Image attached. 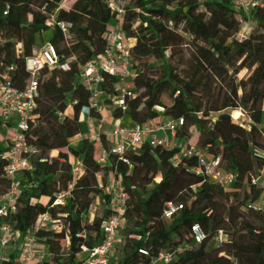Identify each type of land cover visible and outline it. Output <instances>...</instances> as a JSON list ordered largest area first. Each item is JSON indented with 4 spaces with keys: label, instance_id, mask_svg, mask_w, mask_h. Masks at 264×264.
<instances>
[{
    "label": "trees",
    "instance_id": "obj_1",
    "mask_svg": "<svg viewBox=\"0 0 264 264\" xmlns=\"http://www.w3.org/2000/svg\"><path fill=\"white\" fill-rule=\"evenodd\" d=\"M63 1L0 0V74L8 71L13 87L23 91L30 78L27 60L47 44L58 58L38 78L35 119L27 134L36 149L33 168L19 180L16 213L8 224L22 235L32 234L47 248L43 264H78L82 248L100 245L103 224L115 217L104 188L118 171L128 202L121 217V257L113 264H150L159 252L173 255V264H264V214L249 209L262 193L252 182L264 171V157L254 159L251 149H264V0L263 8L250 18L258 26L257 34L242 41L237 35L248 19L231 0H126L122 19V33L135 42L136 97L124 114L116 111L113 117L146 125L157 122L155 108L161 107L164 119L183 120L179 140L212 157L221 156L224 171L241 173L242 181L229 191L196 175L193 161L173 165V152L129 149L123 159L111 157L108 166L100 167L92 144L83 141L73 148L82 133L80 113L87 105L77 88L80 68L104 54L115 18L105 0H70L61 7ZM53 19L71 24L67 35ZM17 47L20 56L12 57ZM107 80L104 91L109 94L115 81ZM240 111L250 121L249 148L234 134L223 141L212 128V116ZM69 154L82 160L85 174L72 187L68 203L54 207L56 196L72 185ZM8 191L0 167V200ZM168 205L183 209L167 220ZM44 215L58 230L37 227ZM193 226L205 236L201 244L194 242ZM219 232L224 238L221 246L216 243ZM17 261L13 253L0 264Z\"/></svg>",
    "mask_w": 264,
    "mask_h": 264
},
{
    "label": "built area",
    "instance_id": "obj_2",
    "mask_svg": "<svg viewBox=\"0 0 264 264\" xmlns=\"http://www.w3.org/2000/svg\"><path fill=\"white\" fill-rule=\"evenodd\" d=\"M69 1L64 0L61 7H65ZM105 3L115 18V22L109 27L106 34L107 48L104 54L80 68L77 88L85 96L87 105L80 113L79 123L82 133L73 148L76 149L83 141L92 144L94 146V161L100 167L108 166L111 157L123 159L129 149L148 148L173 152L175 154L172 160L173 165H177L181 161H193L196 164L193 170L196 175L224 190H232L237 183L242 181L241 173L224 171L221 156L212 157L207 150L179 140L177 132L183 127V120L164 119L163 108H155V112L160 116L157 124H125L123 118H113L109 123L105 119L108 107H112L113 112L120 111L124 114L129 103L136 97L135 70L132 62L135 42L128 39L121 31L127 1L105 0ZM231 3L241 10L248 19L242 32L237 35V39L242 41L250 35L257 34L258 26L250 18L253 12L263 8V0H231ZM9 12L7 9L4 16L7 17ZM52 24L57 25L63 35H67L72 28L71 24L56 23L55 19ZM16 49L20 51L19 47ZM57 61L56 51L49 44L45 45L35 58L27 60L26 71L30 78L23 91L13 87L8 71L0 74V167L2 180L9 185L8 193L0 200V263L7 260L13 253L18 255L17 264H43L48 259V253L41 254L39 252L43 247L37 243L32 234L22 235L9 225L7 220L16 213L20 195L19 180L24 173L30 172L33 168L31 160L36 149L28 142L27 134L30 123L35 119L33 113L38 97V78L45 67H53ZM109 78H112L115 84L107 94L104 89L108 85L107 79ZM262 111L264 113V106ZM97 130L102 134L97 135ZM103 138L112 140L109 147L103 145ZM95 141L100 143L98 148H96ZM251 149L254 159L264 157V149L257 146ZM123 162L126 163V161ZM69 165L72 185L68 191L56 196L54 207H64L68 203L72 187L85 174L82 160L73 154H69ZM252 183L257 185L262 193L259 202L249 206V209L264 214V171ZM196 189L193 188V191L196 192ZM104 194L110 199L108 209L115 217L103 224V239L100 245L93 249L82 248L77 258L78 264H113L114 254L123 245V239L120 237L123 228L121 217L127 210L128 195L118 171L116 177H111L110 182L104 188ZM182 209L181 206L168 205L164 212V218L170 220ZM54 225L55 223L49 215L42 216L37 223V227L44 231L51 230ZM191 234L195 244H201L205 239L199 226H193ZM131 239L139 242L141 237L132 236ZM223 241V234L217 233V245L221 246ZM181 252V250L178 251V253ZM139 253L148 256L146 251H139ZM173 263V255L165 252H159L150 262V264Z\"/></svg>",
    "mask_w": 264,
    "mask_h": 264
},
{
    "label": "rangeland",
    "instance_id": "obj_3",
    "mask_svg": "<svg viewBox=\"0 0 264 264\" xmlns=\"http://www.w3.org/2000/svg\"><path fill=\"white\" fill-rule=\"evenodd\" d=\"M49 35H47L45 37V39H49ZM233 37V35H232ZM18 49H15L11 52V56L12 57H19L20 56V51L18 52ZM246 76H244L245 78ZM231 87V84L228 86V88ZM164 102L166 103L167 106L171 105V101L167 96H164ZM232 115V114H231ZM239 119L238 121H234V120H224L221 121L219 120V116H212V125H213V129L216 130L220 135H221V139L223 141L228 140L231 134H234L236 136L237 139H240L241 141H245L246 143L243 144L244 147L249 148L250 147V137L248 136V132H249V127H250V121L247 118V116L243 113V112H239ZM264 127V123L261 126V128ZM97 135H101L102 132L98 131L96 132ZM95 145L96 148H98V146L100 145L99 143H97L95 141ZM261 146L264 148V144H261ZM138 151V150H137ZM264 199V198H263ZM52 230H58V228L55 226L53 228H51ZM66 244L63 243V246H65ZM120 250V249H119ZM116 251V253L114 254V260L117 261L120 257H121V253L120 251ZM39 252L42 253H48L47 248H40Z\"/></svg>",
    "mask_w": 264,
    "mask_h": 264
},
{
    "label": "crops",
    "instance_id": "obj_4",
    "mask_svg": "<svg viewBox=\"0 0 264 264\" xmlns=\"http://www.w3.org/2000/svg\"><path fill=\"white\" fill-rule=\"evenodd\" d=\"M113 114H114V112H113V108H112V107H108V108L106 109V112H105V119H106L109 123H111L112 119L114 118V117H113ZM123 122H124L125 124H130V123H131L130 120L127 119V117H124V118H123ZM158 122H159V121L155 122V124H157ZM103 139H104V141H103V145L106 144V146L109 147V146H110V142H112V140H110L109 138H103ZM99 144H100V143H99ZM97 152H98V151H97Z\"/></svg>",
    "mask_w": 264,
    "mask_h": 264
},
{
    "label": "water",
    "instance_id": "obj_5",
    "mask_svg": "<svg viewBox=\"0 0 264 264\" xmlns=\"http://www.w3.org/2000/svg\"><path fill=\"white\" fill-rule=\"evenodd\" d=\"M219 120L224 121V120H231V115L229 114H223L219 116Z\"/></svg>",
    "mask_w": 264,
    "mask_h": 264
},
{
    "label": "bare ground",
    "instance_id": "obj_6",
    "mask_svg": "<svg viewBox=\"0 0 264 264\" xmlns=\"http://www.w3.org/2000/svg\"><path fill=\"white\" fill-rule=\"evenodd\" d=\"M239 112H235V113H233L232 115H231V120H234V121H236V120H238L239 119Z\"/></svg>",
    "mask_w": 264,
    "mask_h": 264
}]
</instances>
